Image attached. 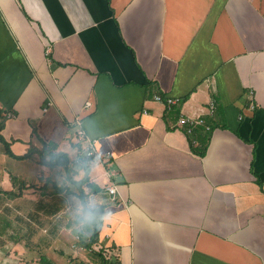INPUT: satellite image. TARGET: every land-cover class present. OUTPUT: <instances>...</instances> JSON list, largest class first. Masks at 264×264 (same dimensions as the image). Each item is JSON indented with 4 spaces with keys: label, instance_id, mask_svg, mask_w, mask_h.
Listing matches in <instances>:
<instances>
[{
    "label": "crops",
    "instance_id": "0c3cea01",
    "mask_svg": "<svg viewBox=\"0 0 264 264\" xmlns=\"http://www.w3.org/2000/svg\"><path fill=\"white\" fill-rule=\"evenodd\" d=\"M0 110L15 154L74 159L79 129L102 154L85 161L92 245L64 168L26 177L39 154L0 143V249L22 263L264 264V0H0Z\"/></svg>",
    "mask_w": 264,
    "mask_h": 264
},
{
    "label": "trees",
    "instance_id": "16d2710c",
    "mask_svg": "<svg viewBox=\"0 0 264 264\" xmlns=\"http://www.w3.org/2000/svg\"><path fill=\"white\" fill-rule=\"evenodd\" d=\"M7 115V114H6ZM6 115L3 112V110H0V143H2L5 147L6 152L11 155L12 157H16L18 159H30L32 157L35 156L36 153L39 154V158L38 161L42 164V165H47L51 168L54 167H58L61 166L64 168L65 170V174L68 177V179L71 180V182L74 185H77V193L78 195L81 197V199L83 200V210L82 211H88L89 213H91V216L89 218V221L92 222L93 225H95L94 228V232L92 233L91 237H92V241L91 243L95 241V237L98 236L99 233V229L102 225V215H103V207H100L95 210H92L89 206H88V201L86 199L87 194L85 193L84 189H83V185L87 184L91 190L93 191H97L98 190V186L89 182L88 180V166L87 163H83V164H73L70 165V158L68 157L67 153L65 152H61V151H54V148H56V144H44V146L42 148L36 149V148H32L30 149L27 153L25 154H15L9 145V142L3 137V135L1 134V130L5 124V120H6ZM83 165L84 169H85V176L84 178L80 179V180H75L74 177L75 175L78 173L79 170V166ZM13 179V183L16 186V190H9V191H5L6 194H9L11 196H20L23 194L24 189L26 188L25 182L21 179L18 178L16 176L12 177ZM47 185L48 182L45 183V185L42 187L44 190V193H49L48 189H47ZM56 191L59 190H63V188H61L60 186L56 185ZM57 211V210H55ZM99 216V218H98ZM11 225V223L7 224V227H9ZM11 236H13V234H11ZM10 239H12L10 237ZM15 239V238H13ZM92 243V245H93ZM92 245H87V247H91ZM101 253V252H98ZM41 263L42 264H51V262L46 258L45 255L41 256Z\"/></svg>",
    "mask_w": 264,
    "mask_h": 264
},
{
    "label": "built area",
    "instance_id": "2783aa9c",
    "mask_svg": "<svg viewBox=\"0 0 264 264\" xmlns=\"http://www.w3.org/2000/svg\"><path fill=\"white\" fill-rule=\"evenodd\" d=\"M49 51H50V47L48 48V52ZM155 100L164 103L166 106H172V105L177 104V102H178L177 98H172L169 96H162L160 94L155 95ZM91 106H92V102L90 100H88L85 103L84 107L86 109H89V108H91ZM75 123L80 125L81 116L77 117V119L75 120ZM199 123H201V124L205 123V120L200 116H198V117L181 116L178 119V125H187L189 130H191L194 125L199 124ZM78 135L82 140H86L87 143H86V146H85L82 154L79 155L78 157L74 158V159H71L69 164L70 165H73L76 163L77 164H83V163H85V161L88 162V161L100 160L102 154L100 153V151L97 147L98 139L88 137L83 129L78 130ZM107 156H109V152H108ZM107 190L112 195V198L115 199V193L117 192V186L115 184L109 185L107 187ZM11 246H12L11 244H7L4 249H0V259H5L6 255H7V251L11 248ZM92 248H93V250L100 251L102 246L96 245V246H93Z\"/></svg>",
    "mask_w": 264,
    "mask_h": 264
},
{
    "label": "rangeland",
    "instance_id": "374dc122",
    "mask_svg": "<svg viewBox=\"0 0 264 264\" xmlns=\"http://www.w3.org/2000/svg\"><path fill=\"white\" fill-rule=\"evenodd\" d=\"M20 164H23L21 167H23V169H24V172L26 173V177H28L29 175H32L33 173H38L39 172V174L40 175H50V176H52V177H54V175L51 173V169H50V167H48V166H41L40 164V166L38 165L37 167L35 166L34 168L33 167H31L30 165H28V162L27 161H24L23 163H20ZM38 171V172H37ZM29 174V175H28ZM51 177V178H52ZM52 179H54V180H58V181H60V185H61V182H62V180L61 179H59L58 177H56V178H52ZM68 185L70 186V187H72V186H74V188H75V185L74 184H72V183H69L68 182ZM76 189V188H75ZM41 232L43 233V231H42V229H41ZM10 244V243H9ZM22 258H21V254L19 253V251L18 250H15L14 249V247L12 248H10L8 251H7V255H6V257H5V259H2L3 261H2V264H27L26 262H24V263H22L21 260Z\"/></svg>",
    "mask_w": 264,
    "mask_h": 264
}]
</instances>
